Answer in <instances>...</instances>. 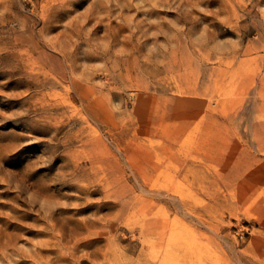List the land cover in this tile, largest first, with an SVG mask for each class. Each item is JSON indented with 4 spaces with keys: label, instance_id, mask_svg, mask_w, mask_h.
<instances>
[{
    "label": "rangeland",
    "instance_id": "1",
    "mask_svg": "<svg viewBox=\"0 0 264 264\" xmlns=\"http://www.w3.org/2000/svg\"><path fill=\"white\" fill-rule=\"evenodd\" d=\"M0 264H264V0H0Z\"/></svg>",
    "mask_w": 264,
    "mask_h": 264
}]
</instances>
